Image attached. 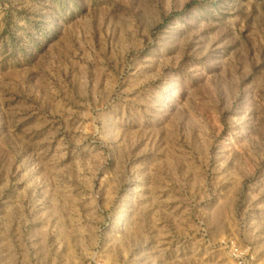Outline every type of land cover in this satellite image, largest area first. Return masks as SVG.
Masks as SVG:
<instances>
[{
	"label": "rangeland",
	"instance_id": "obj_1",
	"mask_svg": "<svg viewBox=\"0 0 264 264\" xmlns=\"http://www.w3.org/2000/svg\"><path fill=\"white\" fill-rule=\"evenodd\" d=\"M0 264H264V0H0Z\"/></svg>",
	"mask_w": 264,
	"mask_h": 264
}]
</instances>
